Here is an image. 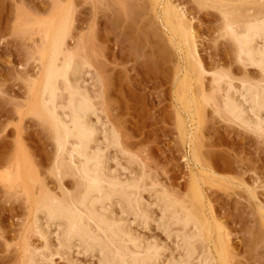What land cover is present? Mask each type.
I'll list each match as a JSON object with an SVG mask.
<instances>
[{"label": "rangeland", "instance_id": "1", "mask_svg": "<svg viewBox=\"0 0 264 264\" xmlns=\"http://www.w3.org/2000/svg\"><path fill=\"white\" fill-rule=\"evenodd\" d=\"M204 2L0 0V264H27V257L31 255L37 257L36 264H51L46 261H52V264H99L98 256L94 254L92 257L93 254L87 250L84 252L83 248L72 247L71 252L64 250L57 254L61 244L55 237L57 228L52 224L46 225L44 216L39 215L37 223L43 230H50L46 237L49 250H46L38 229L32 228L36 224L33 221L35 196L41 190L38 186L57 195L62 190L54 173L52 175L55 143L47 127L30 111V86L39 80L42 73L40 48L43 32L63 13L69 17L65 38L68 53L73 54L76 64L81 60L88 63L81 83H86L84 86L97 109L95 116H91V122L98 127L99 142L104 141V131L114 127L127 152V155H122L108 148L109 166L114 170L117 167L126 169V173L131 174L133 171L145 172L147 185L157 182L181 198L196 188L193 184L196 182L197 189L199 186V191L204 194L203 205L213 230L211 239H215V234L222 228L220 234L226 242L228 240V262L219 263L218 259L216 264H264V126L258 131L254 126L249 128L231 120L228 115L231 119L225 117L216 107L229 84L222 83L221 96L219 90L212 92L210 87L212 74L221 70L230 76V84L236 90L241 91L247 82L254 87L263 85L264 76L259 69L244 67L236 60V47L231 37L223 32L227 11L223 13L222 6L230 11V15L234 12L230 9L240 6L244 15L241 10L239 14L237 8L236 13L242 16L238 19L244 23L247 20H241H245V15L246 19L249 14L259 16L252 10L254 12L257 8L262 12L264 0H218L216 5L220 3V9L218 5V8L211 5V0ZM167 3L172 6L169 9L174 7L175 12L183 14L181 16L190 30L192 27L196 57L203 70L201 80L197 78L198 73L197 76L189 74L192 87L187 98L196 103H190L191 107L182 104L177 97L179 81H182L184 70L188 71L190 64L186 49L177 44L178 39L172 37L163 22L162 12L169 6ZM190 60L194 63L193 59ZM196 80L202 81L201 84ZM195 110H198L197 114ZM262 115L264 118V113ZM15 156L22 167L21 178L13 182L9 174L15 170ZM26 167L30 168L28 171L35 170L33 174L37 179L34 180L40 182L33 187L37 192L30 184V178H35L31 174L33 170L28 178ZM62 180L60 187L64 186L67 192L75 190L72 177L65 176ZM143 196L146 203H152L148 192ZM152 210L154 223L151 221L146 227L136 220L132 223L134 218L127 216L130 226L142 235L146 243L156 242L164 248V255H160L161 261L159 259L156 264H175L183 247L175 234L181 232L182 227L176 225L166 231L161 227L162 223L157 222L161 216L159 209L154 206ZM113 212L121 215L125 211L114 206ZM196 246L202 251V243L198 242ZM28 248L33 251L29 256ZM44 251L45 254L42 253Z\"/></svg>", "mask_w": 264, "mask_h": 264}, {"label": "bare ground", "instance_id": "2", "mask_svg": "<svg viewBox=\"0 0 264 264\" xmlns=\"http://www.w3.org/2000/svg\"><path fill=\"white\" fill-rule=\"evenodd\" d=\"M154 1L155 3L159 2V0ZM206 1L207 0H205V2ZM211 2V5L215 4L214 6L217 8L219 6L220 9V3L217 4L218 6L216 5L218 0H211ZM170 5L162 12L164 19L163 22L168 31L172 34V37L178 39L177 44L186 49L188 62L190 64V67L188 66V71L184 70L185 74L183 78L181 77L182 81H179V84L177 83L180 85V91L178 92L177 88L176 92H178L179 96L177 97L180 98L182 104L190 105V103L194 104L195 102H192V99L187 98L192 87L190 85L192 81L190 78L191 75L189 76V74L195 73L197 76L198 73L197 78H200L203 76V70L200 65L201 63L199 64L198 57H196V45L194 41V33L191 31L192 27L190 30L189 25L187 26L188 23H186L184 18H182L183 16H181L182 13L180 14L179 11L175 12V10H173L174 7L169 9V7H172ZM239 7H236L238 13L241 10ZM222 8L224 9L223 13L227 11L225 12L226 15H224L226 18L223 16L226 19L224 20L226 21L224 23L225 25H223V29L225 30L223 32L226 33V35L223 32L222 35L227 37L229 35L231 37L233 44L236 47V60H238V62L244 67L250 66L257 68V70L259 69L260 73L262 72L261 75L263 77L264 10L262 9V12L257 8L256 11L254 9V12L252 10L253 14L256 12L259 16H257V14L250 16L249 14L250 18L247 17L246 19L245 15L243 16V19L245 20L241 21H247L243 23L238 19V17L242 18V16H238L236 8L230 9L231 11L234 10L232 13L233 15H230L231 13L229 14V10H225L224 6H222ZM241 12L243 11L241 10L240 13ZM220 13H222V11ZM234 16H237L238 20ZM68 18V14L64 15L63 13L59 18H55L49 27H45L46 29L42 35V45L40 48L42 73L39 80L30 86L32 94L30 111L33 113L32 116H37L36 118L47 127V130L51 134L55 143L54 148L56 152L54 151V153L56 155H54L55 159L53 163L54 168H52V175L54 173L60 186H62V179L65 176H67V178L68 176L72 177L76 184H74L75 190L73 191L71 190L70 192H67L66 189H63L64 186H58L62 189L60 190L58 188L60 190L58 194L60 195L55 194V192L52 194L50 190L47 191L43 186V189L41 185L38 186L40 182H35L34 179H37L36 175L33 174L35 173V170L31 169V171L33 170L31 173L33 174L32 177L34 176L35 178H30V184H38L37 186L42 190L39 189L36 196L34 195L36 198L34 201L36 205L35 210L37 212L34 211L36 213V215L34 214L36 220L34 217L33 221H35L34 223L36 224L35 226H32V228L34 227L35 230L38 229V234L41 235L40 237H43L42 239L45 241L46 250L50 249L49 244H47L49 239L46 238L48 237L47 232L50 230L49 228L43 230V228L38 225L40 224L39 222L37 223V221H39V215L44 216V221H47L46 225L52 224L57 228V230H55V237H57V241L61 243L59 244L58 242V247L60 249L56 250L57 254L64 250H69V252H71L70 249L75 247L83 248L84 252L87 250L91 255L93 254L92 257L96 254L99 259V264H156L159 262V259L161 261L160 255H164V248L159 247L156 242L148 243L147 241L146 243L144 239H142V235L137 234L138 231L135 232V229L131 227L132 224L128 218L129 216L134 218L132 223L136 220V222L138 221V224L145 226L146 224L150 225V222L154 221V212L152 208L155 206L159 209L161 214L158 221L156 219L155 221L161 222V227H164L166 231L172 229V227L176 225L182 227V231H179L180 233L178 232V234L176 233L177 235L175 234L176 238L181 239L183 246H181L182 252L180 251L179 258H177V261H174L175 264H216L218 259L220 261L219 263H223V261L224 263L228 262V256H230L227 249L228 240L226 242L221 236L220 229L222 228H218L219 232L215 229L218 233L215 234V239H211V231L213 230H211L212 226H210V222L207 219L209 216L207 217L205 213V206L203 205L204 194L202 195L201 191H199V186L197 189L198 184L196 182L193 183L196 188L192 189L191 193L188 194L189 196L187 195V197L185 196L184 198L179 196V198L178 196L171 194L170 191L166 190L164 186L157 182L147 185L146 179L148 177L144 175L145 172H143L144 174L139 172V174L138 171H136L137 173L133 171V174H131L132 172L126 173V169L119 170L117 167V169L114 170L109 166L111 158L110 156L108 157V148L114 149L115 152L122 155H127V152L126 150L124 151L119 133L114 127H109V130L107 128L108 131H104L103 133L105 135L103 143L101 141V143L99 142L100 139L98 134L100 132L98 133V127L96 128L95 125H93L94 123L92 124L93 121L91 122V116H95L94 114H96L97 109L95 108V104L93 103L87 88L84 86L86 83L84 85L81 83L82 76H84V70H86L88 63L81 60L82 62L80 61L79 64H76L75 57L72 56L73 54L68 53L69 49L67 50L65 46V38L69 24ZM234 18L237 21H234ZM189 57L194 60V63H191L192 60H190ZM221 71L220 73L216 72L212 74L213 82L211 83L212 86L210 85V87L213 88L212 92L216 90L217 93V90H219L218 92L221 96V92H223L220 90L222 83L224 84V82H227L226 85H229L226 88L227 90L224 91L223 98L221 96L222 102L220 101L221 98L220 100L218 99L219 105L216 109L220 108L221 110L219 109V112H221V114L224 116L228 115L232 118L231 119L227 116L229 119H234L237 123L240 122L241 125L244 124L249 128L254 126L255 130H261L262 126H264V121H262L264 119L262 118V114L264 113V77L262 80L263 85L261 84L262 86L258 85L257 87L255 85L254 87V84H250L251 86H249L247 82L244 84L245 86H242L241 91L238 89L237 91L233 85H231L232 81H230V76L227 74L225 75L223 72L221 73ZM243 95L247 98L240 100L243 98ZM215 102L217 101H214V103ZM218 102L216 104H218ZM247 102L250 103L249 106L246 105ZM220 105L221 107H219ZM194 112L197 114L198 110L197 112L196 110ZM248 115H250V117L252 116V121ZM260 127L261 129H259ZM99 129L101 130V128ZM104 129L105 128H102V130ZM183 130L184 129H182V132L184 133L185 130ZM190 151L192 152V150ZM20 154H22V152ZM24 156L25 155H23V157ZM196 156L193 157L197 159ZM130 157H132V155ZM20 158H22V155ZM130 159L132 161L134 160L132 158ZM27 163L28 165H31L30 162ZM14 164H12V166H15H13L15 169L14 172L12 173L13 169L9 172L12 173L9 174V179L12 181L21 178L20 170L22 164H20L18 158H16ZM29 167H26L28 173H25L28 174V178L30 175L29 172H31L28 171L30 170ZM134 172L138 176L135 175ZM17 184H19V186L21 185L19 181H17ZM33 185L32 188L35 187V185ZM35 190L37 192V188ZM145 192L150 194L152 200V203L150 202L151 204L146 203L147 201L145 202L143 196V193ZM37 196L39 197L37 198ZM114 206L125 212L122 213V211L121 215H115L113 212ZM215 225H218V223H215ZM198 242L202 243V251H199L196 246ZM210 244H213V247L210 246ZM27 247L29 246L27 245ZM26 250L27 253H29H26L28 256L33 254V251L31 250V252L29 248ZM37 253L39 254V252ZM42 253L45 254V251ZM32 257L33 255L27 257L28 260L25 259L28 261L27 264H36L37 257ZM44 258L45 257H43V259ZM173 260L176 259L173 258ZM46 262H51L52 264V261Z\"/></svg>", "mask_w": 264, "mask_h": 264}]
</instances>
